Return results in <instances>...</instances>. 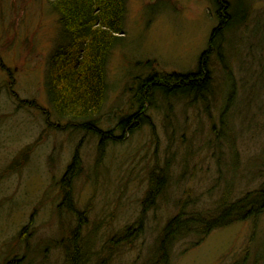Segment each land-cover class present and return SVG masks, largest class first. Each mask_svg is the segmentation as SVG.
Masks as SVG:
<instances>
[{"label": "rangeland", "instance_id": "rangeland-1", "mask_svg": "<svg viewBox=\"0 0 264 264\" xmlns=\"http://www.w3.org/2000/svg\"><path fill=\"white\" fill-rule=\"evenodd\" d=\"M254 8L258 13L246 28L230 30L239 49L235 59L226 57L232 71L227 76L222 68H209L217 78L210 95L202 94L195 105L191 97L159 102V113L148 112L154 134L143 127L122 144L108 145L95 167L97 139L49 113L45 72L59 36L57 16L47 0H0V264L13 258L19 264H66L57 242L67 241L77 220L64 205L56 208L58 180L76 146L84 170L72 199L76 211L86 210L79 241L81 254L89 258L86 264H99L104 254H93L104 250L117 230L134 224L154 164L168 169L167 190L148 213L143 236L130 247H119L107 264H139L185 198L192 201L189 206L207 208L226 190L232 191L227 199L232 201L258 187L264 179L258 176L264 164V2ZM214 12L210 0H126L125 35L106 67L101 128H110L118 114L129 111L134 84L151 73L148 69L195 68L216 25ZM240 38L247 39L243 46ZM232 83L235 120L221 124L218 115ZM27 146L32 152L26 161H16ZM263 236L264 212L255 222L213 231L193 250L176 248L172 264H234L252 239L257 244ZM262 250L259 246L255 257Z\"/></svg>", "mask_w": 264, "mask_h": 264}, {"label": "trees", "instance_id": "trees-1", "mask_svg": "<svg viewBox=\"0 0 264 264\" xmlns=\"http://www.w3.org/2000/svg\"><path fill=\"white\" fill-rule=\"evenodd\" d=\"M210 2L214 7L216 25L209 33L195 68L187 72L155 70L146 74L134 84L131 93L133 102L129 111L118 114L113 126L104 129L100 127L99 114L107 97L106 67L112 51L118 41H121L119 35L125 32L126 0H47L51 13L57 16L59 25V36L49 53L45 72L49 113L58 121H66L67 126L73 125L71 129L77 128L73 131H82L97 139L95 167L103 161L108 145L122 144L127 137L143 127H147L151 134H154V125L148 112L153 110L159 113L161 111L159 102L191 97V103L195 105L198 104V98L203 99L202 94L204 97L210 95L207 79L209 68L212 67L206 64L207 61L224 69L227 76L228 72L232 71L228 67L227 58L236 57L235 52L239 49L235 48L238 42L235 44L232 40L230 30L246 24V19H249L251 14L258 13L257 9L252 10V5L255 6L264 0H210ZM234 12L240 17L230 19ZM246 41L247 39L240 38L239 44L243 46ZM233 90L232 83L226 97L225 108L218 115L221 124L225 119L235 120V113L232 112ZM77 147L73 149L70 161L58 180L61 199L60 205L56 208L58 210L64 205L66 208L63 210L75 215L77 220L67 241L61 239L57 242L56 248L64 250L66 264H86L89 260L87 252L81 254L83 251L79 245L80 225L83 223L86 210L76 211L72 199L74 184L83 175L84 170ZM30 152H32L30 146L23 148L19 154L24 155L17 154L16 161H26ZM17 163L19 166L20 163ZM260 165L258 169L261 172L258 176L264 177V164ZM169 177L168 169L164 166L161 168L154 164V167L150 168L146 179L147 188L133 221V225L136 226L126 224L107 238L106 245H103L104 250L101 247V250L93 254L96 257L104 254L99 264H107L118 249L117 246L126 244L124 247H130L143 236L148 213L155 209L157 200L164 196ZM240 179L239 182L242 183ZM231 192L226 190L215 206L203 207L205 209L197 207L196 204L189 206L188 203L192 202L189 197L178 202L177 211L159 228L151 246L146 247L149 250L139 264H172L176 248L193 250L213 231L244 221L255 222L263 214L264 179L256 189L242 192L232 201H228ZM113 242L119 244L114 246ZM255 242L254 239L250 241L242 253L245 256L234 264H264V241L257 244ZM259 246H263L262 253L255 257ZM18 260L13 258L6 264H19Z\"/></svg>", "mask_w": 264, "mask_h": 264}, {"label": "bare ground", "instance_id": "bare-ground-1", "mask_svg": "<svg viewBox=\"0 0 264 264\" xmlns=\"http://www.w3.org/2000/svg\"><path fill=\"white\" fill-rule=\"evenodd\" d=\"M233 6H235V5H233ZM254 9V4L252 5V10ZM251 15H253V14H251ZM250 15V16H251ZM235 17H240V16H238L235 12L233 13V15L230 17V19H232V18H235ZM247 23H248V19H246V24H244V26H245V28L247 27ZM241 26H239V27H235V28H233L232 30H238V29H241L240 28ZM124 35H125V32L124 33H122L121 35H119L120 37H121V39L122 38H124ZM120 39V40H121ZM118 42H120V41H118ZM48 60V59H47ZM206 64H208L209 66H211L212 67V69L214 70V71H217V70H219V66L218 65H214L211 61H207V63ZM150 72H154L153 70H152V68L149 70ZM214 71H212V72H209L208 73V85L207 86H210L211 84H212V82L214 81V80H216L217 78H216V76H215V74L213 73ZM107 98V97H106ZM222 136V135H221ZM224 138L225 139H227V137H228V134H227V132H226V134L224 133ZM220 144V143H219ZM222 144V143H221ZM69 209V208H68ZM133 226H136V225H133ZM114 246H116L117 244H119V243H112ZM123 245V247L124 246H126V244H122ZM122 245H119V246H117L116 247V249L117 248H119V247H122ZM117 250H119V249H117ZM116 250V251H117ZM149 250V248H146V250H145V255L147 254V251Z\"/></svg>", "mask_w": 264, "mask_h": 264}]
</instances>
